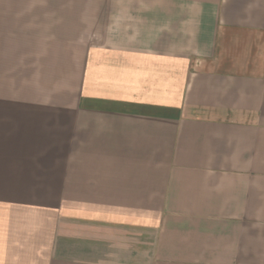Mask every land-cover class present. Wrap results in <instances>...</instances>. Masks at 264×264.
<instances>
[{
    "label": "crops",
    "instance_id": "0c3cea01",
    "mask_svg": "<svg viewBox=\"0 0 264 264\" xmlns=\"http://www.w3.org/2000/svg\"><path fill=\"white\" fill-rule=\"evenodd\" d=\"M0 264H264V0H0Z\"/></svg>",
    "mask_w": 264,
    "mask_h": 264
}]
</instances>
